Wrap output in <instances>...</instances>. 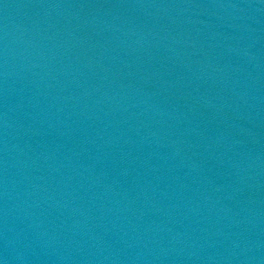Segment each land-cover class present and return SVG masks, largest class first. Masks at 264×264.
Instances as JSON below:
<instances>
[{
	"label": "water",
	"instance_id": "water-1",
	"mask_svg": "<svg viewBox=\"0 0 264 264\" xmlns=\"http://www.w3.org/2000/svg\"><path fill=\"white\" fill-rule=\"evenodd\" d=\"M0 264H264V0H0Z\"/></svg>",
	"mask_w": 264,
	"mask_h": 264
}]
</instances>
